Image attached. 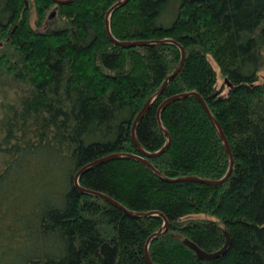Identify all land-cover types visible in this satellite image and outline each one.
<instances>
[{
	"label": "trees",
	"instance_id": "trees-1",
	"mask_svg": "<svg viewBox=\"0 0 264 264\" xmlns=\"http://www.w3.org/2000/svg\"><path fill=\"white\" fill-rule=\"evenodd\" d=\"M0 0V264H264V0ZM34 10L32 25L31 10ZM179 71L159 92L165 78ZM219 73L213 67L212 61ZM221 85L217 87L218 78ZM225 95H222L224 89ZM168 181L138 154L135 138ZM217 257L204 259L186 244ZM227 239L229 242L227 243Z\"/></svg>",
	"mask_w": 264,
	"mask_h": 264
},
{
	"label": "water",
	"instance_id": "water-1",
	"mask_svg": "<svg viewBox=\"0 0 264 264\" xmlns=\"http://www.w3.org/2000/svg\"><path fill=\"white\" fill-rule=\"evenodd\" d=\"M54 2L58 3V4H65V3H69L71 2L72 0H53ZM125 0H119L117 3L113 4L109 10L107 11V14H106V20H105V29H106V32L108 34V36L111 38V40H113L114 42H116L117 44L121 45V46H125V47H130V46H135V45H147V44H152L153 42H149V41H117L113 38V36L111 35V32H110V29H109V17L111 15V13L113 12V10H115L117 7H119L120 5H122L124 3ZM156 43H172V44H175L179 49H180V52H181V59H180V62L178 64V66L176 67V69L170 74L168 75L159 92H161V90L164 88V86L167 84L168 80L171 79L178 71L179 69L181 68L182 64H183V61H184V57H185V51H184V48L178 43L176 42L175 40H172V39H162V40H157L155 41ZM187 95H194L195 97L198 98V100L201 102L204 110L206 111L207 115L209 116V118L212 120V122L214 123V125L216 126L221 138L223 139V142H224V145L226 147V150L229 154V168L227 170V173L225 174V176L219 180H206V179H201V178H197V177H188V178H177V179H167L163 176H161L158 171L154 168V166L148 161V158H152V157H156L158 156L159 154H161L167 147H168V143H169V135L168 133L163 129L162 125H161V122H160V111L163 107V105H165L167 102L173 100V99H176V98H179L181 96H187ZM150 102H147L143 107L142 109L139 111V113L137 114L134 122H133V125H132V130H131V136H132V139L137 147V150H138V154H135V153H128V154H110V155H107V156H104L102 158H99L93 162H90L86 165H84L75 175L74 177V183H75V186L83 193H86V194H90V195H96V196H100L104 199H106L108 202H110L111 204L123 209L127 214L129 215H132V216H148V215H152L153 213L152 212H145V213H133V212H130L128 210H126L124 207H122L120 204H118L116 201H114L113 199H111L110 197H108L107 195H104L100 192H97V191H94V190H89V189H85V188H82L78 185V177L79 175L86 169L90 168V167H93V166H96L102 162H105V161H108L110 159H114V158H118V157H128V158H132V159H135V160H139L143 163H145L155 174H157L158 176H160L161 178L165 179V180H168V181H176V180H182V179H187V180H195V181H199V182H202V183H206V184H212V185H217L219 183H221L222 181H224L228 175L230 174L231 172V169H232V163H233V160H232V155H231V151H230V148H229V145H228V142L225 138V135L223 134L219 124L214 120L213 116L211 115V113L209 112L207 106L205 105L204 101L200 98V96L196 93V92H189V93H185V94H180V95H176V96H172L170 98H168L167 100H165V102L163 104H161V106L158 108L157 110V119H158V123H159V126L161 127L162 130H164V133L165 135L167 136V142L166 144L160 148L159 150L155 151V152H148L146 151L145 149H143L139 143L136 141V138H135V126H136V123L138 122V120L142 117L143 113L145 112V110L148 108ZM160 217L163 218L164 220V225L160 228L159 231L153 233L148 239H147V242L145 244V249H144V255H145V258H146V261L148 264H153L149 255H148V244L149 242L151 241L152 238H154L155 236L159 235L160 233L164 232L168 226V221L166 219V217L162 214V213H159V212H156ZM229 242V239H227V243ZM183 243L186 244L188 247H190L196 254L198 257L200 258H204V259H211V258H214V257H217L220 253L224 252L225 248H222L220 251L218 252H213V253H208V252H205L203 250H201L195 243L191 242L190 240L188 239H184L183 240Z\"/></svg>",
	"mask_w": 264,
	"mask_h": 264
},
{
	"label": "rangeland",
	"instance_id": "rangeland-1",
	"mask_svg": "<svg viewBox=\"0 0 264 264\" xmlns=\"http://www.w3.org/2000/svg\"><path fill=\"white\" fill-rule=\"evenodd\" d=\"M33 11H34V10L32 9V10H31V13H32V14H31L32 25H34L33 20H34V16H35V14H34ZM211 61H212L213 67H214L215 70L217 71V74H220V73H219V70H218V67L216 66V64L214 63V61H213V60H211ZM260 79H261V80H264V69L260 72ZM221 82H222V80H221V77H220V78H218L217 87H220ZM226 92H227V89L225 88L224 91L222 92V95H225Z\"/></svg>",
	"mask_w": 264,
	"mask_h": 264
}]
</instances>
